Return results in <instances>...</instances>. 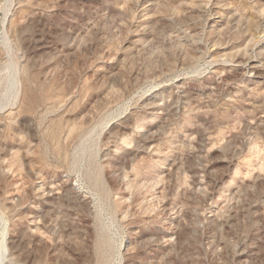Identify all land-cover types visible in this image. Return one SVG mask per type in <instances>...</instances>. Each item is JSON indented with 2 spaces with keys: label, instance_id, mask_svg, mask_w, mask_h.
<instances>
[{
  "label": "rangeland",
  "instance_id": "rangeland-1",
  "mask_svg": "<svg viewBox=\"0 0 264 264\" xmlns=\"http://www.w3.org/2000/svg\"><path fill=\"white\" fill-rule=\"evenodd\" d=\"M0 18L2 264H264V0Z\"/></svg>",
  "mask_w": 264,
  "mask_h": 264
},
{
  "label": "bare ground",
  "instance_id": "bare-ground-1",
  "mask_svg": "<svg viewBox=\"0 0 264 264\" xmlns=\"http://www.w3.org/2000/svg\"><path fill=\"white\" fill-rule=\"evenodd\" d=\"M2 15V14H1ZM1 19V18H0ZM1 26V25H0ZM1 28V27H0ZM7 28V27H6ZM6 35V34H5ZM248 64V63H247ZM249 64L251 68H256L257 66L253 63V62H250L249 61ZM8 71V70H7ZM260 77V76H259ZM17 83V77H16V74H15V67L14 65H11V69H10V72L8 73V76H7V91L5 92V96H7V94H9L14 88H15V85ZM125 130V129H124ZM4 235H5V227L4 225L2 224V222H0V264H2V253H1V249H2V242H3V239H4Z\"/></svg>",
  "mask_w": 264,
  "mask_h": 264
}]
</instances>
